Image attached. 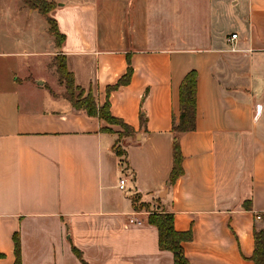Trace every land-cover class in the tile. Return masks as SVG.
I'll return each mask as SVG.
<instances>
[{
  "label": "crops",
  "instance_id": "0c3cea01",
  "mask_svg": "<svg viewBox=\"0 0 264 264\" xmlns=\"http://www.w3.org/2000/svg\"><path fill=\"white\" fill-rule=\"evenodd\" d=\"M49 1L61 47L40 13L0 0V264H15L16 233L22 264H174L149 210L173 213L177 231H192L183 244L190 264H255L254 231L264 229V0ZM228 17L237 52L221 39ZM58 55L101 106L130 63L131 82L109 101L135 135L120 138V126L74 108ZM192 70L196 129L180 136L184 173L172 184L174 117Z\"/></svg>",
  "mask_w": 264,
  "mask_h": 264
},
{
  "label": "trees",
  "instance_id": "16d2710c",
  "mask_svg": "<svg viewBox=\"0 0 264 264\" xmlns=\"http://www.w3.org/2000/svg\"><path fill=\"white\" fill-rule=\"evenodd\" d=\"M22 3L31 10L40 13L49 23L50 34L55 38L58 47H61L65 41V36L59 31L57 21L51 16L55 4L49 0H22ZM55 66L59 77V82L66 88L65 97L73 104L77 110H84L93 117L105 120L111 125H118L122 132L120 138L135 135V129L124 123L121 119L112 115L110 109L109 95L112 91L128 85L131 82L133 68L129 63L128 71L114 86L108 87V100L101 106L91 91H87L75 84V77L69 71L67 59L65 56L58 55L54 58ZM197 88L198 74L196 70L190 71L183 79L180 86V115L177 121L174 117L173 133V169L170 176V182L175 183L184 173L183 155L180 148L179 139L184 133L194 131L197 123ZM141 126L146 127L147 119L142 111L140 116ZM116 153L122 155L119 147H116ZM137 198H133V204L136 209L146 206L141 204L137 206ZM264 220V214H262ZM148 223L155 226L159 232V247L162 251H171L174 255V264H190L186 257L183 244L192 240V231L179 232L175 229L174 214L169 212H152L149 214ZM255 252L252 260L255 264H264V229H255ZM15 245V264H22L21 241L19 233L14 235ZM75 253L82 258L81 253L75 249ZM2 255L0 254V257Z\"/></svg>",
  "mask_w": 264,
  "mask_h": 264
},
{
  "label": "rangeland",
  "instance_id": "374dc122",
  "mask_svg": "<svg viewBox=\"0 0 264 264\" xmlns=\"http://www.w3.org/2000/svg\"><path fill=\"white\" fill-rule=\"evenodd\" d=\"M25 6V5H24ZM26 7V6H25ZM27 9H29L28 7H26ZM46 25H47V23H46V21H43ZM223 25L228 29V32H227V34H224L223 35V37L221 38V39H223L225 42H229V40H230V37H231V35H232V33H233V30L231 29V27H232V20H231V18L230 17H228V18H226L224 21H223ZM225 32V31H224ZM54 67H55V61H54ZM57 69V68H56ZM59 78V77H58ZM123 179V178H122ZM138 203V202H137ZM141 205V203H138V205L137 206H140ZM142 209H146V210H149V206H144L143 205V207H140V209L139 210H142ZM149 211H151L150 213H152L153 211H155V210H149ZM264 221V220H263Z\"/></svg>",
  "mask_w": 264,
  "mask_h": 264
},
{
  "label": "built area",
  "instance_id": "2783aa9c",
  "mask_svg": "<svg viewBox=\"0 0 264 264\" xmlns=\"http://www.w3.org/2000/svg\"><path fill=\"white\" fill-rule=\"evenodd\" d=\"M237 38H238V34H236V33L232 34L231 37H230L229 43L232 46V48H231L232 52H237L238 51L235 48V44H236ZM120 184H121L120 186L123 187L125 185V180H122ZM257 219L258 220L261 219V216H257Z\"/></svg>",
  "mask_w": 264,
  "mask_h": 264
}]
</instances>
